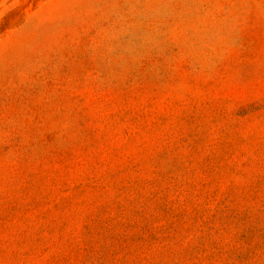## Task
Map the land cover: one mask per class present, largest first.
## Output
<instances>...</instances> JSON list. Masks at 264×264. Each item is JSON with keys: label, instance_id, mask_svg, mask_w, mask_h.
<instances>
[{"label": "rangeland", "instance_id": "obj_1", "mask_svg": "<svg viewBox=\"0 0 264 264\" xmlns=\"http://www.w3.org/2000/svg\"><path fill=\"white\" fill-rule=\"evenodd\" d=\"M0 264H264V0H0Z\"/></svg>", "mask_w": 264, "mask_h": 264}]
</instances>
